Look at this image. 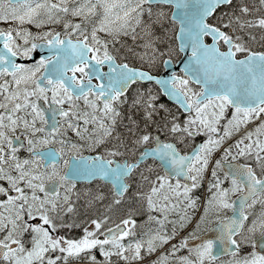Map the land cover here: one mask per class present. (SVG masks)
Returning a JSON list of instances; mask_svg holds the SVG:
<instances>
[{
    "label": "snow or ice",
    "instance_id": "snow-or-ice-1",
    "mask_svg": "<svg viewBox=\"0 0 264 264\" xmlns=\"http://www.w3.org/2000/svg\"><path fill=\"white\" fill-rule=\"evenodd\" d=\"M0 264H264V0H0Z\"/></svg>",
    "mask_w": 264,
    "mask_h": 264
},
{
    "label": "flooded vegetation",
    "instance_id": "flooded-vegetation-1",
    "mask_svg": "<svg viewBox=\"0 0 264 264\" xmlns=\"http://www.w3.org/2000/svg\"><path fill=\"white\" fill-rule=\"evenodd\" d=\"M166 99V98H165Z\"/></svg>",
    "mask_w": 264,
    "mask_h": 264
}]
</instances>
